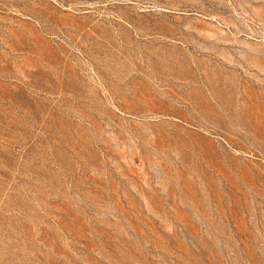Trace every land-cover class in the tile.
<instances>
[{"label": "rangeland", "instance_id": "rangeland-1", "mask_svg": "<svg viewBox=\"0 0 264 264\" xmlns=\"http://www.w3.org/2000/svg\"><path fill=\"white\" fill-rule=\"evenodd\" d=\"M0 264H264V0H0Z\"/></svg>", "mask_w": 264, "mask_h": 264}]
</instances>
